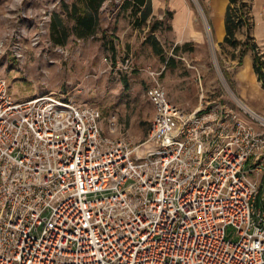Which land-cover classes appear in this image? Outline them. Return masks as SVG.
Masks as SVG:
<instances>
[{
	"label": "built area",
	"instance_id": "built-area-1",
	"mask_svg": "<svg viewBox=\"0 0 264 264\" xmlns=\"http://www.w3.org/2000/svg\"><path fill=\"white\" fill-rule=\"evenodd\" d=\"M149 91L132 143L94 104L0 76V264H264V113Z\"/></svg>",
	"mask_w": 264,
	"mask_h": 264
},
{
	"label": "rangeland",
	"instance_id": "rangeland-1",
	"mask_svg": "<svg viewBox=\"0 0 264 264\" xmlns=\"http://www.w3.org/2000/svg\"><path fill=\"white\" fill-rule=\"evenodd\" d=\"M74 1L0 0V76L15 98L53 93L86 100L100 111L104 131L115 123L114 134L132 143L152 126L156 106L149 90L158 84L187 110L241 99L264 113L255 106L264 94L252 50L241 57L248 41L264 60V42L253 35L252 0L249 37L245 27L236 30L235 46L217 37L214 0H181L178 9L171 0H155L158 7L150 10L104 0L95 31L81 38L65 9ZM183 8V24H177ZM65 33V42H57Z\"/></svg>",
	"mask_w": 264,
	"mask_h": 264
},
{
	"label": "trees",
	"instance_id": "trees-1",
	"mask_svg": "<svg viewBox=\"0 0 264 264\" xmlns=\"http://www.w3.org/2000/svg\"><path fill=\"white\" fill-rule=\"evenodd\" d=\"M103 2L104 0H75L70 8L68 5H65L67 16L70 19H74L75 21L73 31L78 37H87L95 31L99 19L98 13ZM126 5H131L136 9L145 7L150 10L152 2L151 0H126ZM249 9L250 4L247 2V0H229L224 16L225 35L223 42H221L222 44L228 43L235 46L238 43L236 30L240 29L241 27L246 28V37H249ZM57 27L58 26H54V30H57ZM66 37L67 33L64 34L61 40L56 39V41L63 43L65 42ZM248 49H251L253 52V68L258 75V78L262 81V85L264 87V60L256 51V44H250L248 41L244 42V48L241 52V57Z\"/></svg>",
	"mask_w": 264,
	"mask_h": 264
},
{
	"label": "crops",
	"instance_id": "crops-1",
	"mask_svg": "<svg viewBox=\"0 0 264 264\" xmlns=\"http://www.w3.org/2000/svg\"><path fill=\"white\" fill-rule=\"evenodd\" d=\"M151 2H152V5L158 7L157 4L155 3V0H151ZM171 2H172V5L174 4L176 9H178L177 7H181L183 5L181 0H171ZM228 3H229V0H214L212 19L214 20L216 34L219 40H221L225 35L224 16H225V11H226V7ZM252 4H253L255 17H256L255 24L253 26V35L256 37L258 41L264 42V29L262 27L264 24V18L262 17V14H261V10L264 7V0H252ZM216 13L220 15V19L217 22L215 21ZM184 16H185V10L183 8L178 15L180 20L178 18L179 22L177 24H183L182 19ZM255 86L259 88L260 84L259 85L257 84ZM259 89H261L262 91L261 93L264 94V87L262 86ZM255 106L264 111V100L261 103H257V104L255 103ZM251 107H254V106H251Z\"/></svg>",
	"mask_w": 264,
	"mask_h": 264
}]
</instances>
